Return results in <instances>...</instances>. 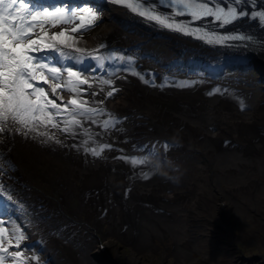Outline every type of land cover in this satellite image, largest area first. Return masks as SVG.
Returning a JSON list of instances; mask_svg holds the SVG:
<instances>
[{
	"label": "bare ground",
	"instance_id": "obj_1",
	"mask_svg": "<svg viewBox=\"0 0 264 264\" xmlns=\"http://www.w3.org/2000/svg\"><path fill=\"white\" fill-rule=\"evenodd\" d=\"M85 4L98 10L100 21L82 35L76 34L80 36L76 46L104 58L107 75L100 77L113 80L117 89L113 97L105 99L104 107L120 120L108 130L85 124L96 134L95 144L89 142L88 146L110 144L111 148L95 157L80 147L86 136L73 138L54 129L63 141L57 144L15 133L9 139L5 133L0 144V176L12 183L19 204L0 202L4 207L0 206V226L9 232L13 225L20 228L26 236L24 244L40 238L25 253L39 257L34 264L43 263L46 255L54 264H96V255L104 262V254H97L99 244L114 260L138 264L136 254L158 250L155 239L172 241L177 259L185 260L199 246V226L207 219L199 215L206 212L213 218V191L219 183L231 180L226 168L232 159L245 158L243 162L255 164L253 159L258 158L264 174V63L235 47L205 45L157 29L114 5L66 1L48 8ZM61 27L68 25L51 31ZM65 51L84 60L77 64L81 70L97 63L71 49ZM114 55L124 60L112 59ZM141 72L145 78L154 74L164 82L150 86L141 79ZM184 84L189 86L182 87ZM44 87L48 90V85ZM62 95L67 101L71 93L64 90ZM102 98L103 94L95 97ZM136 131L143 136L138 144L133 139ZM150 152L179 165L177 171L169 168L164 173L183 172L179 184L163 175L144 179L143 173L151 171L150 167H134L124 158ZM189 162L194 166L188 167ZM252 169L256 171L255 166ZM243 187L227 189L243 191ZM259 190L257 193L264 192V188ZM112 239L131 251L123 261L113 252ZM245 239L254 243L252 237ZM37 249L43 254L38 255ZM203 249L207 252L211 245L206 243ZM206 255L197 264H209Z\"/></svg>",
	"mask_w": 264,
	"mask_h": 264
},
{
	"label": "snow or ice",
	"instance_id": "obj_2",
	"mask_svg": "<svg viewBox=\"0 0 264 264\" xmlns=\"http://www.w3.org/2000/svg\"><path fill=\"white\" fill-rule=\"evenodd\" d=\"M111 2L124 5L131 12L163 28L193 36L208 44L222 45L229 41L246 43L252 40L251 35H229L209 30L212 24L223 28L249 17L264 30V7L257 8L256 0H158L160 6L172 9L171 14L158 11L153 0H141L139 3L133 0ZM185 15L189 17L188 20L177 21L175 18ZM208 17H212V20H207ZM200 20H204L203 25H197L196 22ZM99 21L98 10L94 11V6L87 4L50 9L39 8L32 0H0V144L4 143L5 133L9 139L15 133L25 138H43L42 143L53 141L61 144L63 141L52 131L55 129L73 138L77 135L86 136L80 147L92 156L100 157L102 152L111 148L110 144L89 147V142L95 144L96 134L85 124L108 130L120 123L104 107L105 99L113 97L117 89L113 86V80L96 75L98 69L104 70V58L76 46L80 39L76 34L82 35L91 30ZM60 25L68 27L51 31ZM65 49L96 61L90 74L86 75L85 71L77 67L84 60L74 57ZM112 59L122 61L124 57L114 55ZM128 59L131 60V57ZM144 82L148 83L147 80ZM45 85H48V90ZM64 90L71 93L67 101L63 99ZM102 94V99H95ZM240 108H245L243 102ZM163 147L167 149L169 145ZM143 157L124 158L135 167L147 165ZM149 176L150 171L143 173L144 179ZM25 239L24 232L15 225L10 232L0 226V264H5L6 260L9 264L37 262L38 256L25 254L26 251L31 252L28 245L22 243Z\"/></svg>",
	"mask_w": 264,
	"mask_h": 264
},
{
	"label": "rangeland",
	"instance_id": "obj_3",
	"mask_svg": "<svg viewBox=\"0 0 264 264\" xmlns=\"http://www.w3.org/2000/svg\"><path fill=\"white\" fill-rule=\"evenodd\" d=\"M260 157H263V155L261 154ZM253 160L255 161V164L249 161L239 162V163L233 162L229 165V168H226L227 172L230 173L231 176L237 178L238 181L234 184L229 183V182L221 183L220 189H217V192H219V198L222 199L220 203L223 206L225 207L228 206L230 208L226 212H222L223 211L222 209H225V207L224 208L220 207L221 211L217 210L216 212H213L214 215L220 218L222 225L227 224V220L224 221L221 219L222 214L226 215L227 217H230L231 223H232V220L234 219L233 215L248 216V217H252L253 219L254 218L259 219V217L256 216V214H258L260 217L264 219V209H262V206H263L262 201H264L263 195H260L256 192H252L251 198L249 200L248 198L245 197L244 193H243V197L240 198L239 193H242V191L232 192L231 195L227 196V198H226V194L224 193L225 191H227V187H233V186L236 187L242 181L244 182V188L246 189V181H244L242 177H246L249 174H254L257 177L260 176V174L257 173L259 169V160L258 158H254ZM253 166H255L256 171L252 169ZM261 175H263V172L261 173ZM230 196H233L235 198V200L237 201L236 205H238L240 201L244 202L246 205L244 207H241L240 210L236 209L235 208L236 205H233V206L230 205L232 202V199ZM231 207L235 208V211L231 210ZM254 207H256L255 210H253ZM204 216H206V214H204ZM259 230L264 233L263 227H259ZM233 233L236 236L239 234L238 231L235 229H233ZM223 236H227V232H223ZM227 239H234V238L227 237ZM114 245L116 247H114L113 250L116 249L117 251H119L121 253L122 258H124L127 254L130 253L129 250L123 249L122 244L116 243ZM220 245L223 246L224 244L221 243ZM117 247H119L120 249L118 250ZM242 247H243V250L245 251L242 252V254L240 255L238 252V249ZM256 247H261L262 249H259ZM238 249L235 250L234 252L230 251L228 254L225 255V258H227L228 260H233V259L236 260L234 264H262L264 263V246L260 244L248 245L246 243L245 245L241 244V246L238 247ZM122 251H124V253ZM137 259L139 260L138 264H178L173 261L174 259L164 260L158 256H151L150 258H143V257L138 256ZM191 263L192 262L190 261H186L185 263H182V264H191ZM103 264H107V263H103Z\"/></svg>",
	"mask_w": 264,
	"mask_h": 264
},
{
	"label": "clouds",
	"instance_id": "obj_4",
	"mask_svg": "<svg viewBox=\"0 0 264 264\" xmlns=\"http://www.w3.org/2000/svg\"><path fill=\"white\" fill-rule=\"evenodd\" d=\"M143 159L150 167V175H163L165 180H168L174 184H179L180 177L179 175H164V173L171 168L174 171L179 169V165L174 164L168 158H161L158 152H150L146 154Z\"/></svg>",
	"mask_w": 264,
	"mask_h": 264
}]
</instances>
